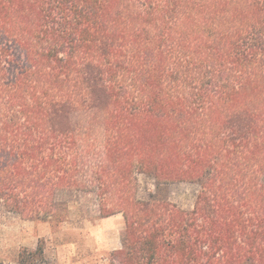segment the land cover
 Listing matches in <instances>:
<instances>
[{
  "label": "trees",
  "instance_id": "trees-1",
  "mask_svg": "<svg viewBox=\"0 0 264 264\" xmlns=\"http://www.w3.org/2000/svg\"><path fill=\"white\" fill-rule=\"evenodd\" d=\"M65 195L123 215L112 264H264V0H0V204Z\"/></svg>",
  "mask_w": 264,
  "mask_h": 264
},
{
  "label": "rangeland",
  "instance_id": "rangeland-1",
  "mask_svg": "<svg viewBox=\"0 0 264 264\" xmlns=\"http://www.w3.org/2000/svg\"><path fill=\"white\" fill-rule=\"evenodd\" d=\"M155 191V182L141 177L140 196ZM170 200L179 207L193 208L197 187L188 183L170 185ZM70 199L67 195L61 196ZM70 210L63 223L24 217L0 204V263L16 264L24 249L42 246L46 264H112V253L122 248L123 215L100 217L92 197L70 199Z\"/></svg>",
  "mask_w": 264,
  "mask_h": 264
}]
</instances>
